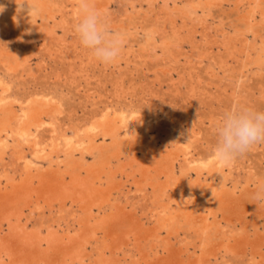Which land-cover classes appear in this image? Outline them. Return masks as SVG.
Returning <instances> with one entry per match:
<instances>
[{
  "label": "bare ground",
  "instance_id": "bare-ground-1",
  "mask_svg": "<svg viewBox=\"0 0 264 264\" xmlns=\"http://www.w3.org/2000/svg\"><path fill=\"white\" fill-rule=\"evenodd\" d=\"M68 2L72 17L78 20L76 0ZM225 2H233L243 11L244 26L233 32L209 23L212 9ZM93 3L108 24L117 23L114 30L124 35V45L144 32L139 34L143 36L139 48L150 52L153 60L173 61L185 47L180 35L190 25L187 33L200 29L201 38L209 45L228 46L240 53L244 66L249 62L264 68V34L258 29L264 28V0ZM142 11L149 16L164 15L177 35H170L156 24L143 29L133 20ZM13 26L29 33L28 42L34 46L43 34L44 40L58 42H66L73 34L53 0H0V34ZM58 28L62 29L61 35ZM191 54L199 62L204 60L195 49ZM30 57L17 49L0 51V63L9 71L26 69ZM120 61L121 55L114 65ZM9 89L10 85L0 79V264H233L248 256L247 264H264V229L259 231V223L254 225V235H262L251 239L250 228L239 226L237 218L231 222V229L216 220L224 207L235 211L247 207L245 212L264 215V202L257 199L258 194H264L261 179L249 176L243 183L228 186V174L215 155L206 161L191 159V151L188 146L178 145L173 129L163 130L161 137L151 134L154 126L150 120L137 116L128 119L126 112L105 111L75 134L61 135L63 146L60 137L53 138L48 150L36 140V132L45 126L56 131L58 101L30 96L25 103L19 101L16 109L15 101L7 95ZM186 125L175 126L180 138L191 129ZM99 136L103 137L101 142ZM11 146L10 160L5 161ZM88 154L93 155L92 160ZM38 160L48 164H39ZM228 167L233 169L234 163ZM203 173L207 174L204 179ZM119 175L131 182L135 192L140 193L137 196L145 200L142 207L137 201L132 205L137 212L134 215L128 213L131 199L123 187H113L116 183L110 186ZM252 182L255 190L251 189ZM239 187L243 192L240 196ZM138 212H142L140 217L136 216ZM212 216L214 221L210 220ZM145 217L153 220L146 229ZM181 228L193 229L199 239L180 237Z\"/></svg>",
  "mask_w": 264,
  "mask_h": 264
},
{
  "label": "rangeland",
  "instance_id": "rangeland-1",
  "mask_svg": "<svg viewBox=\"0 0 264 264\" xmlns=\"http://www.w3.org/2000/svg\"><path fill=\"white\" fill-rule=\"evenodd\" d=\"M53 2L70 24L72 36L76 37L73 26L77 20H74L71 15L68 0H53ZM115 7L113 6V8ZM211 14L209 23L213 27H216L215 24H219L217 27L221 30L224 29L227 32L232 30L233 32L236 28L244 26L243 11L238 10L233 2H225L222 6L214 7ZM133 20L137 21L143 29L149 28L151 24H156L161 30H167L170 35H177L164 15L149 16L142 11ZM109 25L115 31L114 27L117 26V23L112 22ZM189 26L180 35V39L188 46L185 44L182 52L177 53L173 57V61L169 60V63L153 60L150 52L140 50L139 43L143 38L140 35L144 33L141 32L140 35L131 37L124 45L120 63L108 66L97 62L87 50L85 51L81 47L78 39L72 36L68 37L70 41L58 42L50 38L44 40L45 35L43 34L42 42L39 41L38 45L34 46L28 42L29 33H23L18 26H13L6 33L0 34V51H7L11 48L20 50L29 57L31 56V62L26 69L15 71H9L4 64L0 63V79L10 85L7 95L10 100L15 101L16 109H19L20 102H27L30 96L31 98L52 97L54 101H58L56 131L52 132L49 126H45L36 132V140L41 146L51 148L53 138L61 135H73L82 129L88 121L99 117L101 113L115 111L126 112L128 119L137 116L145 121L150 120L154 126L151 129V134L160 137L164 135L163 130L173 129L174 137L177 138V141L179 140L178 145L188 146V150L191 151L189 155L191 159L206 161L215 155L214 148L217 138L214 129L225 110L233 106L264 110V68L255 67L256 65L254 66L249 62H247L246 68L242 60L239 59L240 53L238 51H234L228 46L221 48L216 46V49L214 45H209L206 40L201 38L200 29L197 33L192 31L187 33V29L191 28ZM258 29L261 34H264L263 27ZM59 30L60 28H58V33L61 35L62 29ZM25 38L27 40H24ZM44 42H46V46H43ZM192 49L202 53L204 60L199 62V58L192 57ZM254 67L258 69L254 70ZM259 69L261 72L258 71ZM132 112L136 115L132 116ZM183 123L188 124L186 126L191 127V129L186 132L185 138H180L175 126ZM102 138L99 136L98 142H101ZM59 141L63 146L61 137ZM13 148V146L8 148L5 161L10 160L8 157H10ZM86 156L92 160L93 155L88 154ZM38 161L42 165L48 164L46 160ZM233 163V169L225 168L229 179L227 181L228 186L232 187L237 181L243 183L249 176H253V180L257 178L262 180V188L264 189V144L255 145L249 152L235 159ZM192 175L196 176L195 172ZM203 175L202 178L204 179L207 174L203 173ZM131 184V182L121 179L119 175L117 182L115 181L110 186L123 187L125 195L127 194L128 198L131 199L128 205L132 210V205L136 201L137 206L142 207L145 200L142 196H137L140 193L135 192V187ZM251 185V189L255 190L256 185L253 182ZM238 189V192L242 191V187ZM129 190L130 192L127 193ZM242 193L237 195H243ZM124 199L123 205L126 202ZM172 205L174 208L176 207L175 203ZM246 209L247 207H239L235 211L224 207L223 210L218 211L216 220L221 221L222 225H229L227 229L229 227L231 229L233 225L231 222L237 218L239 226L243 224L250 228L251 239L259 238L262 234L254 235V225L259 223V231L263 230L264 215L258 217L255 212H245ZM130 211L128 213L133 215L136 212L132 210L131 213ZM46 213L49 215L47 211ZM141 214L142 212H138L136 216L140 217ZM214 219L212 216L210 220L214 221ZM149 220L144 218L146 222L144 229L153 225L150 224ZM185 229L181 228L180 237L188 235L191 240L197 241L199 239L193 229L192 231ZM250 249L248 254H250ZM242 262L237 259L232 263L247 264L249 256L244 257Z\"/></svg>",
  "mask_w": 264,
  "mask_h": 264
},
{
  "label": "clouds",
  "instance_id": "clouds-1",
  "mask_svg": "<svg viewBox=\"0 0 264 264\" xmlns=\"http://www.w3.org/2000/svg\"><path fill=\"white\" fill-rule=\"evenodd\" d=\"M80 16L73 32L82 48L103 65H112L120 57L125 38L105 21L93 0H76ZM217 138L214 154L222 168L249 152L255 145L264 144V110L233 106L225 110L215 126ZM264 192V189H262ZM257 199L264 202V194Z\"/></svg>",
  "mask_w": 264,
  "mask_h": 264
}]
</instances>
